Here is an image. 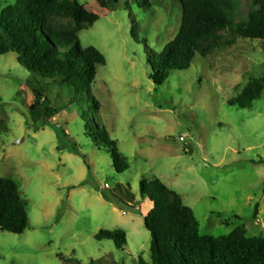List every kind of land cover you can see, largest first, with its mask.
<instances>
[{"label": "rangeland", "instance_id": "374dc122", "mask_svg": "<svg viewBox=\"0 0 264 264\" xmlns=\"http://www.w3.org/2000/svg\"><path fill=\"white\" fill-rule=\"evenodd\" d=\"M77 2L85 21L81 48L92 46L106 60L90 91L98 103L94 125L117 142L129 167L114 171L77 109L67 107L47 123L42 108L30 111L28 81L44 88L51 107L68 100L50 83L32 81L15 54L1 56L0 178L17 185L29 226L21 235L0 231V264H136L140 256L149 262L143 216L152 205L125 213L102 194L120 183L138 195L140 181L153 178L179 194L200 235L218 238L243 226L248 236L264 237V89L248 109L227 105L251 78L264 79V42L226 34L233 44L196 56L188 70L157 86L148 52H160L176 36L178 0H150L148 10L137 0H116L114 7L108 0ZM14 3L0 0V10ZM233 3L235 24L256 9L252 0ZM70 143L80 156L69 152ZM100 230H122L123 248L97 242Z\"/></svg>", "mask_w": 264, "mask_h": 264}, {"label": "trees", "instance_id": "16d2710c", "mask_svg": "<svg viewBox=\"0 0 264 264\" xmlns=\"http://www.w3.org/2000/svg\"><path fill=\"white\" fill-rule=\"evenodd\" d=\"M114 7L116 0H108ZM256 8L242 24L233 19V0H178L181 10L176 36L160 52L149 50L150 79L162 86L174 71L189 69L196 56L203 59L220 46H229L232 36L264 42V0H252ZM139 8L150 9V0H137ZM129 7L128 3L125 4ZM77 0H15L0 10V57L15 54L16 62L32 75V81L50 83L63 94L66 106L51 107L43 87L30 85L34 105L42 108L44 123L67 107L81 112L86 130L93 142L102 144L110 154L117 174L128 169L126 160L117 153V142L106 131L94 125L98 103L90 95L99 67L105 57L96 48H81L78 34L85 29ZM264 79L251 78L241 92L227 101V105L248 109L259 100ZM0 130H5L0 120ZM54 130L60 141L66 135L59 127ZM80 156L75 146L67 147ZM83 158V156H82ZM108 190V189H107ZM103 198L125 213L139 214V205L148 202L151 210L143 216V225L150 237V261L138 258L136 264H264V237L248 236L239 226L218 238L200 235L193 211L183 204L179 194L159 179L140 181L138 195L128 185L116 184L103 190ZM27 203L20 196L17 185L8 178H0V231L21 235L28 228ZM94 239L110 241L117 249L126 243L122 230H100ZM65 264L76 261L63 260ZM77 263V262H76Z\"/></svg>", "mask_w": 264, "mask_h": 264}, {"label": "built area", "instance_id": "2783aa9c", "mask_svg": "<svg viewBox=\"0 0 264 264\" xmlns=\"http://www.w3.org/2000/svg\"><path fill=\"white\" fill-rule=\"evenodd\" d=\"M179 140H180L181 142H184V138H183V137H180Z\"/></svg>", "mask_w": 264, "mask_h": 264}]
</instances>
